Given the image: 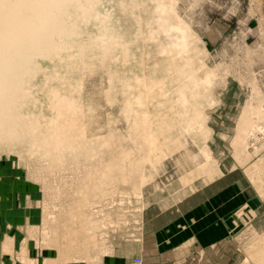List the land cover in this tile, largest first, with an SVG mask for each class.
Masks as SVG:
<instances>
[{"label": "rangeland", "instance_id": "374dc122", "mask_svg": "<svg viewBox=\"0 0 264 264\" xmlns=\"http://www.w3.org/2000/svg\"><path fill=\"white\" fill-rule=\"evenodd\" d=\"M91 2L83 15L70 10L68 35L50 39L55 55L16 72L9 104L20 126L0 137V264H255L251 254L264 249V0ZM181 65L193 81L210 75L200 98L207 136L177 124L174 151L156 133L160 118L175 117ZM149 141L157 151L148 159ZM209 168H218L211 180ZM209 189L232 207L222 243H195L181 263L144 259L146 221L176 218Z\"/></svg>", "mask_w": 264, "mask_h": 264}, {"label": "bare ground", "instance_id": "6f19581e", "mask_svg": "<svg viewBox=\"0 0 264 264\" xmlns=\"http://www.w3.org/2000/svg\"><path fill=\"white\" fill-rule=\"evenodd\" d=\"M86 4L91 5L92 4L91 0H0V137L6 135H12L14 130H16L17 127L20 126V122L17 124V120H15L11 112L12 105L9 104L11 99V97H9V93L10 91L15 90L17 87L16 84L17 81L14 80L16 72L20 70L24 64L32 62L36 58L39 57L48 58L50 57V55H55L49 49L50 39L53 38L54 36L63 37L65 35H68L69 33L66 32L67 30H69L68 27L70 26V23H72L71 19L73 17L70 10L74 11L76 15L77 14L83 15L84 12H86L85 10L83 11V6ZM166 61L168 63V61L170 60H166ZM170 63L169 66L171 67ZM172 66H174V63ZM177 67L175 74V77L176 76L177 77L175 80L179 82V86L176 89L178 94L176 93L177 97H175L174 103L171 102L173 105L169 103L171 106L170 105H169L170 107L167 106L168 108L171 109L169 110L173 112L175 117L160 118L161 121L157 126L158 131L156 133L158 139L159 137L162 138L161 144L165 145L167 150L169 147L170 148L174 147L173 148L174 151L176 150L175 146L180 144L178 142V138H176L178 133L176 134V137L174 135L175 134L174 131L177 132V130H175L176 129L175 126L177 124H179V126L182 125L184 130L187 132L194 131L195 129L197 130L199 129L200 133L198 135L201 134L202 137L205 136L204 139H206L207 132L203 130L204 119L202 118L203 116L202 105L203 103L205 104V102L202 103L204 97V96L202 97L203 95L202 92H205L206 86L210 84V75L208 72L206 76L204 75L205 76L204 80L197 79L193 81L192 80L193 78L188 73L186 66L181 65L180 67L178 68ZM178 82L176 83L178 84ZM17 93L18 90L16 93L13 94V96L15 97ZM19 98H21L20 91L17 95V100H19ZM169 98L171 99V97ZM200 98L202 99L201 102H200ZM170 99L169 101L172 100ZM161 104H163V102ZM165 105L166 104H164V106ZM251 110H252L251 105L247 106L244 109L243 117L238 129L239 135L234 139V150L236 153V157L238 159H240L238 156L240 152L239 145L242 138V133L246 128V122H247L246 119L251 113ZM191 137L193 136L191 135ZM149 142L150 145L147 149V153H148L147 158L152 155L154 156V154L157 151L156 147L154 146L155 145L154 142L153 141H149ZM200 142H203L205 144V141L203 140ZM213 161H211V163ZM210 166L211 164L208 167ZM216 167L217 166H215L214 168ZM136 170L138 169L136 168ZM216 170L212 168H209L207 170L208 178L210 180L214 177V175H217L218 171ZM181 183L184 184L183 182ZM260 187H258V189H260ZM251 256L250 257L254 260L255 264H264L263 248L254 250V253L251 254Z\"/></svg>", "mask_w": 264, "mask_h": 264}, {"label": "crops", "instance_id": "0c3cea01", "mask_svg": "<svg viewBox=\"0 0 264 264\" xmlns=\"http://www.w3.org/2000/svg\"><path fill=\"white\" fill-rule=\"evenodd\" d=\"M230 205L217 203L215 191L209 189L204 197L196 196L181 204L176 218L156 217L146 221L144 259L169 257L181 263L195 249V243L205 249L222 243L230 226Z\"/></svg>", "mask_w": 264, "mask_h": 264}]
</instances>
